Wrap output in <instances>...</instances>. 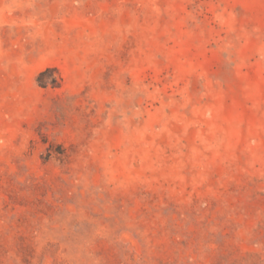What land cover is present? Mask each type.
<instances>
[{
    "label": "rangeland",
    "instance_id": "rangeland-1",
    "mask_svg": "<svg viewBox=\"0 0 264 264\" xmlns=\"http://www.w3.org/2000/svg\"><path fill=\"white\" fill-rule=\"evenodd\" d=\"M0 264H264V0H0Z\"/></svg>",
    "mask_w": 264,
    "mask_h": 264
},
{
    "label": "trees",
    "instance_id": "trees-1",
    "mask_svg": "<svg viewBox=\"0 0 264 264\" xmlns=\"http://www.w3.org/2000/svg\"><path fill=\"white\" fill-rule=\"evenodd\" d=\"M41 76V75H40Z\"/></svg>",
    "mask_w": 264,
    "mask_h": 264
}]
</instances>
